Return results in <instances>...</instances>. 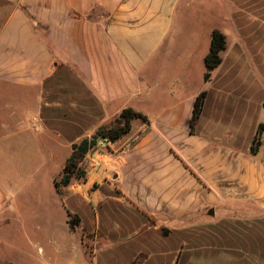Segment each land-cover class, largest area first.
Returning <instances> with one entry per match:
<instances>
[{"label":"crops","instance_id":"obj_1","mask_svg":"<svg viewBox=\"0 0 264 264\" xmlns=\"http://www.w3.org/2000/svg\"><path fill=\"white\" fill-rule=\"evenodd\" d=\"M125 109L149 125L99 142L58 194L72 145ZM17 153L44 156L32 179L57 168L49 201L90 236L87 264H264V0H0V154ZM15 196L0 175V225Z\"/></svg>","mask_w":264,"mask_h":264},{"label":"rangeland","instance_id":"obj_2","mask_svg":"<svg viewBox=\"0 0 264 264\" xmlns=\"http://www.w3.org/2000/svg\"><path fill=\"white\" fill-rule=\"evenodd\" d=\"M36 159L24 153L0 154V175L13 189L17 204L15 215L1 221L0 264H87L82 250L89 253L88 237L82 239L81 248L78 234H68L61 227V209L49 201L54 190L50 174L57 168L44 165L37 171L38 178L32 179V166L46 163L42 154Z\"/></svg>","mask_w":264,"mask_h":264},{"label":"trees","instance_id":"obj_3","mask_svg":"<svg viewBox=\"0 0 264 264\" xmlns=\"http://www.w3.org/2000/svg\"><path fill=\"white\" fill-rule=\"evenodd\" d=\"M225 49V37L219 31H213L210 37L209 52L204 59L205 74L204 82L207 83L210 80L211 72L216 69L220 63V53ZM206 97L205 91H202L193 103L192 115L188 122V128L190 133L194 132L195 125L200 117L204 99ZM133 120H140L145 125H149L148 120L134 112L131 109L123 110L119 116L109 125L100 127L90 138L81 140L79 143L72 145L71 155L66 160L65 166L61 172L59 179L55 180L54 186L56 192L60 194L61 189L67 187L73 178H83L84 172L79 168V165L84 160L87 154L93 152L99 142L114 143L124 135H127L131 130V122ZM147 132V129L139 136H142ZM263 132L262 126H259L254 139L252 141L251 153L255 154V149L259 145L260 137ZM67 225L71 232L75 230V227L79 225V219L67 213ZM166 233V232H164ZM87 237H90L87 235ZM132 264H139V261H135Z\"/></svg>","mask_w":264,"mask_h":264},{"label":"built area","instance_id":"obj_4","mask_svg":"<svg viewBox=\"0 0 264 264\" xmlns=\"http://www.w3.org/2000/svg\"><path fill=\"white\" fill-rule=\"evenodd\" d=\"M28 126H29V130L35 134H37L41 131V127L39 126V124L35 120L29 121ZM97 167H98V164L93 163V168H97Z\"/></svg>","mask_w":264,"mask_h":264}]
</instances>
